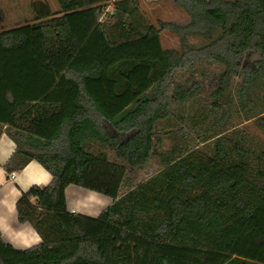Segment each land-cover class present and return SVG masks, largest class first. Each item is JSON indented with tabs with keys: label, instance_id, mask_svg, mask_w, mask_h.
I'll use <instances>...</instances> for the list:
<instances>
[{
	"label": "trees",
	"instance_id": "trees-1",
	"mask_svg": "<svg viewBox=\"0 0 264 264\" xmlns=\"http://www.w3.org/2000/svg\"><path fill=\"white\" fill-rule=\"evenodd\" d=\"M56 2L0 31V132L15 144L3 167L35 160L51 175L15 204L40 242L0 235V264H264V144L222 128L235 105L264 132V0H172L185 23H153L140 0ZM165 30L179 49L162 46ZM210 65L220 86L202 103ZM174 74L187 77L169 95ZM176 125L161 169L122 192L126 168L105 149L143 168ZM69 184L112 202L97 217L69 212Z\"/></svg>",
	"mask_w": 264,
	"mask_h": 264
},
{
	"label": "rangeland",
	"instance_id": "rangeland-1",
	"mask_svg": "<svg viewBox=\"0 0 264 264\" xmlns=\"http://www.w3.org/2000/svg\"><path fill=\"white\" fill-rule=\"evenodd\" d=\"M56 0H0V8L4 10L5 13L12 12L11 14H5L3 19H5V25L1 26L0 29H5L7 26L21 25L33 20V15L38 13L41 8L54 9L56 6ZM41 7V8H40ZM150 9V19L153 23H156L157 19L162 20H172L175 22L185 23L187 21V15L177 6H175L172 0H161L156 4L149 5ZM43 11V10H41ZM2 21L1 24L4 22ZM161 42L164 48L179 49V38L177 35L170 31H162ZM253 57L245 56L241 59V64L251 63ZM207 75L205 78L198 79L201 80L202 89L198 94L199 99L202 103H207L210 101L211 93L216 90L219 86V76L222 71V67L218 65H210L206 67ZM187 76H181L179 74H174L170 79L169 95L173 94V90L176 84H184L183 78ZM240 81V75L234 76L229 79V85L231 88L235 86ZM172 109L175 108V104L172 101ZM237 106L233 105L225 111L227 124H224L222 128H228L230 126H236L245 129L249 135L254 136L259 141L264 144V132L259 129L253 119L243 121L241 114L238 113ZM175 122V118L173 116ZM208 123H203L206 126ZM175 125V124H174ZM177 129V130H176ZM165 133L170 132V129L164 130ZM109 133L115 135L116 137H121L117 133L109 129ZM182 130H178V125L173 128L171 136H162V142L157 147V152L151 154L146 165L143 168L130 167L126 163L117 160L114 157L113 150L105 149L108 153L109 159L111 161L122 163L126 168V178L124 184L122 185L121 191L129 189L132 185L143 181L156 173L161 169V163L159 161L158 153L165 152L172 144L178 141V134H181ZM96 148V146H95Z\"/></svg>",
	"mask_w": 264,
	"mask_h": 264
},
{
	"label": "crops",
	"instance_id": "crops-1",
	"mask_svg": "<svg viewBox=\"0 0 264 264\" xmlns=\"http://www.w3.org/2000/svg\"><path fill=\"white\" fill-rule=\"evenodd\" d=\"M152 4L158 0H140ZM54 9L46 7L51 12L59 9L57 3ZM41 8V7H40ZM44 10V7L39 11ZM11 14L12 12H8ZM0 8V27L4 26L5 14ZM4 21L2 24L1 22ZM12 26H7L8 29ZM3 29H0V31ZM14 142L3 132H0V235L2 239L18 249H25L37 245L40 237L29 223H21L17 219L15 204L17 199L31 186H45L51 180V175L37 161L28 162L20 171L13 172L10 177L3 165L14 151ZM66 207L69 212L97 217L112 202V199L99 192L69 184L65 191Z\"/></svg>",
	"mask_w": 264,
	"mask_h": 264
},
{
	"label": "built area",
	"instance_id": "built-area-1",
	"mask_svg": "<svg viewBox=\"0 0 264 264\" xmlns=\"http://www.w3.org/2000/svg\"><path fill=\"white\" fill-rule=\"evenodd\" d=\"M9 176H10V177H13V176H14V173H13V172H12V173H10V174H9Z\"/></svg>",
	"mask_w": 264,
	"mask_h": 264
}]
</instances>
